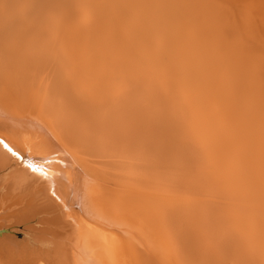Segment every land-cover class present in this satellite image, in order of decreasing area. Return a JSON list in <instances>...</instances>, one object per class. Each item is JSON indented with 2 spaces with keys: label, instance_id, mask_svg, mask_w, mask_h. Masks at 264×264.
<instances>
[{
  "label": "bare ground",
  "instance_id": "obj_1",
  "mask_svg": "<svg viewBox=\"0 0 264 264\" xmlns=\"http://www.w3.org/2000/svg\"><path fill=\"white\" fill-rule=\"evenodd\" d=\"M0 264H264V0H0Z\"/></svg>",
  "mask_w": 264,
  "mask_h": 264
},
{
  "label": "snow or ice",
  "instance_id": "obj_2",
  "mask_svg": "<svg viewBox=\"0 0 264 264\" xmlns=\"http://www.w3.org/2000/svg\"><path fill=\"white\" fill-rule=\"evenodd\" d=\"M4 147L7 148V145L5 144ZM8 151L11 152V149H8ZM13 155H15V153H13ZM28 168H29L33 173H37V174H39V175H41V176L47 177V175H48V173L45 172L42 168L37 167V166H35V165H33V164H29V165H28Z\"/></svg>",
  "mask_w": 264,
  "mask_h": 264
},
{
  "label": "water",
  "instance_id": "obj_3",
  "mask_svg": "<svg viewBox=\"0 0 264 264\" xmlns=\"http://www.w3.org/2000/svg\"><path fill=\"white\" fill-rule=\"evenodd\" d=\"M30 162V161H29ZM28 165H29V163H28Z\"/></svg>",
  "mask_w": 264,
  "mask_h": 264
}]
</instances>
